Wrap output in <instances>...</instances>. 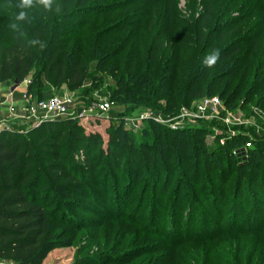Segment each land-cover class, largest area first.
I'll return each instance as SVG.
<instances>
[{
    "label": "trees",
    "instance_id": "obj_1",
    "mask_svg": "<svg viewBox=\"0 0 264 264\" xmlns=\"http://www.w3.org/2000/svg\"><path fill=\"white\" fill-rule=\"evenodd\" d=\"M20 2L2 4L0 0V82H22L32 75L26 90L30 100L42 99L47 83L52 88L65 86L68 93L77 98L78 105L91 104L98 89L107 83L104 93L111 96V101L124 105L125 110L115 111L106 153L101 149L93 153L98 148V136L79 133L78 122L69 118L57 120L71 127L63 138L61 132L53 129L55 122L26 132L17 128L0 131L1 261L42 264L54 245L49 229L52 213L44 201L52 196L67 207L81 204L69 199L70 196L91 198V192H79L77 186L89 181L96 185L95 172L104 157L108 162L103 167V172L106 168L103 177L108 178L110 171L119 173V155L124 146L129 151L128 173L136 169V152L142 153L147 163L152 160L157 168L164 163L173 165L176 160L183 161L180 172L187 173L190 169L193 181L198 180L197 160L190 165L185 162L202 156L204 168L217 176L203 179L202 184L210 183L211 179L223 183L225 172L231 171V154L221 151L227 147L206 148L200 135L203 131L198 127L171 130L151 120L149 127L141 129L147 137L138 145L132 143L135 131L125 129L119 121L121 115L138 110L172 115L194 100L216 94L227 108L256 106L261 112L251 115L264 128V72H261L264 59L261 63L258 59L250 60L261 31L247 41L243 35L222 48L217 46L225 35L250 18L251 12L247 16L226 15L232 10L227 7L209 30L212 18L209 12H202L198 17L182 16L176 11L173 0H53L50 10L39 3L21 9ZM214 2L207 4L214 8ZM138 6V12L125 13ZM254 7L264 15L263 0H257ZM20 11L27 13L23 21L16 20ZM13 24L17 25L16 29L11 27ZM33 40L38 43L32 44ZM41 43L45 47L41 48ZM249 44L242 58L228 62L242 46ZM217 49L220 56L216 64L205 66L204 58ZM216 69L218 73L214 74ZM46 125L48 133L44 131ZM255 142L258 147L247 148L246 156L256 154L257 160L236 166L238 176L229 201L233 207L235 199L246 193L243 190L245 177L250 180L249 184L264 189V153L259 149L264 147V131L253 140ZM171 153L175 154L173 158H170ZM111 155L118 164L111 165ZM97 157L99 160L95 163ZM210 157L223 163H206ZM157 168L155 183L160 178ZM244 168L246 171L241 173ZM134 177L136 181L139 174ZM184 180L182 176L178 179L177 188H184L180 186ZM45 188L47 192L43 195ZM207 189L213 190L209 186ZM145 194L142 192V200ZM177 206L173 203L171 207L172 218L178 215ZM213 212L221 215L217 206ZM234 212L226 229L210 236L205 233L207 236L195 241L214 238L229 241L232 257L224 263L213 258L212 264H241L240 257L244 260L242 264H264V219L257 222L264 212L246 214L242 221V211ZM252 215L255 221L251 224ZM156 218L155 213L150 221L156 224ZM240 253L243 255L239 256Z\"/></svg>",
    "mask_w": 264,
    "mask_h": 264
},
{
    "label": "rangeland",
    "instance_id": "obj_2",
    "mask_svg": "<svg viewBox=\"0 0 264 264\" xmlns=\"http://www.w3.org/2000/svg\"><path fill=\"white\" fill-rule=\"evenodd\" d=\"M11 1L13 0H1L2 4ZM173 1L176 11L182 16L191 14L198 17L202 12H209V16L212 17L208 27L206 26L209 30L215 26L219 13H222L227 7H231L232 10L226 15L247 16L251 12L252 16L242 25H238L231 33L225 35L222 42L217 46L222 48L242 38L243 35L247 41L260 30L258 44L252 52L250 60L257 61L258 59L261 63V60L264 59V15L259 14V10L254 7L257 0H217V4L214 0ZM207 2H214V8H210ZM139 9L138 6L127 10L125 13H135ZM225 28L223 29L225 30ZM223 29L221 28V30ZM248 29L252 30L248 31ZM211 40L215 41L214 38ZM249 47L250 44L242 46L237 53L231 56L228 62L242 58ZM261 72H264V69ZM216 73H218V69L215 70L214 74ZM31 79L32 75L25 79L27 85ZM106 85L107 83H104L98 89L95 100L91 104L100 99H112L110 95L104 93ZM64 93L69 95L66 87L61 86L53 88L51 96ZM211 96H216V94ZM76 99L74 98V100ZM118 110L124 111L125 107L121 103L115 102V111L118 112ZM179 111L172 115L161 116L166 119L171 117L172 120L169 122L178 123L180 128L176 130L191 127L201 129L203 132L200 135L206 148L215 149L217 145L227 147L221 151L231 154L232 167L231 171L225 172L224 182L219 183L211 179L210 183L202 184V180L207 177V179L217 177L213 171L210 172L204 168L202 156H197L195 159L191 158L185 162L190 165L194 160H197L198 180L193 181L190 169L187 173L180 172L184 165L183 161L176 160L173 165L164 163L162 167L157 168L152 160L147 163L140 152H136L138 157L135 171L139 174V178L135 181V171H133L134 173L126 171L129 151L124 146V151L119 155L121 158L119 173L110 171L108 178L103 177L106 171L104 168L105 171L103 172V167L108 162V159L104 157L101 166L95 172L96 185H92V181H89L85 185L77 186L76 189L79 192H91V198L70 196L69 199L78 200L81 204L67 207L60 205L52 196L44 201L49 212L52 213L49 229L54 245L42 264H212L213 258L214 260L217 258L219 263H224L225 259L232 257L233 250L229 249L230 243L227 239L221 241L216 238L211 241L195 240L207 235L210 236L217 230L226 229L229 219L236 214L234 210L242 211L241 221L244 220L246 214L251 212L260 210L264 212V189H260L252 183L249 184L248 177H245L243 184V190L246 193H243L241 198L235 199L234 207L229 203L232 196L230 191L233 189L238 176L236 166L245 165L247 161L253 163L257 160L256 154H247L246 156L248 152H246L245 143L250 142V147H258V144L253 143V140H256L264 128L259 126L251 114H257L261 110H257L256 106L249 107L248 105L233 108L225 107V115L230 116L227 122L209 116L198 118L187 116L176 119ZM189 111L192 113V109ZM142 112L138 110L130 115H138ZM40 114L38 115L40 116ZM52 122H55L53 129L61 132L62 138L67 137L71 131L70 125L57 122V120L39 119L35 121L33 118L19 117L13 119L8 127L26 132L28 129L38 128ZM76 122L79 124L77 129L79 133L98 136V148L93 153H98L100 149L106 153L108 139L111 136L109 126L112 123L108 119H89ZM148 123V121L145 122L144 126L149 127ZM141 129L133 133L132 143L140 145V142L147 137ZM44 131L48 133V125L44 126ZM240 136L246 140H240ZM220 140L224 141V144H220ZM112 147L110 146V149ZM259 149L264 153V147ZM174 156L175 154L171 153L170 158ZM79 157L81 158L82 155L80 154ZM111 157V165L116 164V162L118 164L115 156L111 155ZM98 160L97 157L95 163ZM208 161L209 163L214 162V165L223 163L222 160L215 157L207 158L206 163ZM156 168L160 178L155 183L153 178ZM243 171H246V168L241 173ZM165 172L168 173L167 176ZM181 176L185 179L180 184V186H184L183 189L177 188L178 179ZM208 186L213 188L211 192L208 191ZM46 192L47 189L45 188L43 195ZM142 192L146 193L144 200L141 199ZM103 194L106 195L102 196ZM151 199H154V202ZM173 203L178 204V215L175 218L170 215ZM216 206L221 211V215L213 212V208ZM155 213L157 214L156 224L150 221V217L155 216ZM252 217L253 215L250 217L251 224L255 221ZM263 219L264 214L257 222L261 223ZM242 255L243 253L239 254V256ZM240 259L241 264L244 263L243 258L240 257ZM5 263L7 261L0 260V264Z\"/></svg>",
    "mask_w": 264,
    "mask_h": 264
},
{
    "label": "built area",
    "instance_id": "obj_3",
    "mask_svg": "<svg viewBox=\"0 0 264 264\" xmlns=\"http://www.w3.org/2000/svg\"><path fill=\"white\" fill-rule=\"evenodd\" d=\"M13 90H8L7 98L12 96ZM192 109V113H189ZM39 113L40 116L38 115ZM20 114V115H19ZM18 116L12 106L7 110V114L3 119H0V131L10 130L9 123L16 118L22 117L26 119H39L44 120H58L61 118H69L76 121L89 120V119H108L110 122L115 117V102L109 99H100L93 104L78 105L72 95L66 93L61 95H52L47 98L39 100H30L26 92L23 94L22 103L20 105V112ZM120 115V114H119ZM191 116L198 117H212L217 118L223 122L229 120V115H225V105L220 97L211 96L203 97L191 102L187 107H182L179 114L175 117L184 118ZM171 117L163 118L160 114H155L150 111H143L138 115H121L119 121L122 126L131 131H138L144 127V123L147 121H154L162 126L176 130L180 128L178 123L169 122ZM220 144H224V141L220 140ZM250 142L245 143V149L250 147ZM5 264H13L11 261H7Z\"/></svg>",
    "mask_w": 264,
    "mask_h": 264
},
{
    "label": "crops",
    "instance_id": "obj_4",
    "mask_svg": "<svg viewBox=\"0 0 264 264\" xmlns=\"http://www.w3.org/2000/svg\"><path fill=\"white\" fill-rule=\"evenodd\" d=\"M8 90H13L12 96L7 98ZM27 90V81L22 82H0V119H3L7 110L12 106L18 116L20 112V105L22 103L23 94ZM53 93V88L49 84H45L42 92V97L47 98ZM20 115V114H19Z\"/></svg>",
    "mask_w": 264,
    "mask_h": 264
},
{
    "label": "clouds",
    "instance_id": "obj_5",
    "mask_svg": "<svg viewBox=\"0 0 264 264\" xmlns=\"http://www.w3.org/2000/svg\"><path fill=\"white\" fill-rule=\"evenodd\" d=\"M34 3H39V4H42L45 6V8L47 9H51V6L53 4V0H21L20 4H19V7L21 9H24V8H30L32 6H34ZM59 10V9H57ZM27 18V13L25 11H20L19 14L17 15L16 17V20L17 21H23ZM11 27L13 29H16L17 28V25L16 24H13L11 25ZM32 44H37L38 41H35L33 40L31 42ZM41 48L45 47V45L43 43H41ZM219 56H220V52L219 50H214L212 53H210L208 56H206L204 58V61L203 63L205 64V66L207 67H212L213 65L216 64L217 60L219 59Z\"/></svg>",
    "mask_w": 264,
    "mask_h": 264
}]
</instances>
